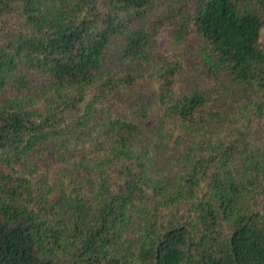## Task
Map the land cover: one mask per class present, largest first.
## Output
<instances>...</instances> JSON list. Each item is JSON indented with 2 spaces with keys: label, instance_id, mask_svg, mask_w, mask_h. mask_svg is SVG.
Here are the masks:
<instances>
[{
  "label": "trees",
  "instance_id": "obj_1",
  "mask_svg": "<svg viewBox=\"0 0 264 264\" xmlns=\"http://www.w3.org/2000/svg\"><path fill=\"white\" fill-rule=\"evenodd\" d=\"M263 28L264 0H0V264H264Z\"/></svg>",
  "mask_w": 264,
  "mask_h": 264
},
{
  "label": "rangeland",
  "instance_id": "obj_2",
  "mask_svg": "<svg viewBox=\"0 0 264 264\" xmlns=\"http://www.w3.org/2000/svg\"><path fill=\"white\" fill-rule=\"evenodd\" d=\"M260 41L264 43V28L261 31ZM184 41L163 30L158 39L159 50L163 53L179 52L183 49Z\"/></svg>",
  "mask_w": 264,
  "mask_h": 264
}]
</instances>
